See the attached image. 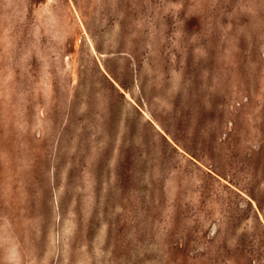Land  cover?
Wrapping results in <instances>:
<instances>
[{
	"label": "rangeland",
	"instance_id": "1",
	"mask_svg": "<svg viewBox=\"0 0 264 264\" xmlns=\"http://www.w3.org/2000/svg\"><path fill=\"white\" fill-rule=\"evenodd\" d=\"M0 264H264V0H0Z\"/></svg>",
	"mask_w": 264,
	"mask_h": 264
}]
</instances>
